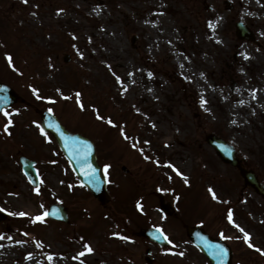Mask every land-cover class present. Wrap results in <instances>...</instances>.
<instances>
[{
	"label": "rangeland",
	"instance_id": "obj_1",
	"mask_svg": "<svg viewBox=\"0 0 264 264\" xmlns=\"http://www.w3.org/2000/svg\"><path fill=\"white\" fill-rule=\"evenodd\" d=\"M238 20L251 40L236 36ZM0 80L25 99L0 114V264H147V248L153 264H206L191 224L226 240L234 264H264V197L206 141L227 139L264 184V0H0ZM44 108L95 141L110 165L106 205L41 133ZM22 154L36 159L38 186ZM162 198L174 205L169 214ZM52 202L67 207L69 222H34ZM148 226L172 243L138 236ZM85 243L94 251L81 256Z\"/></svg>",
	"mask_w": 264,
	"mask_h": 264
},
{
	"label": "water",
	"instance_id": "obj_2",
	"mask_svg": "<svg viewBox=\"0 0 264 264\" xmlns=\"http://www.w3.org/2000/svg\"><path fill=\"white\" fill-rule=\"evenodd\" d=\"M239 35L243 36L245 28L239 23ZM18 98V95L7 84L0 81V112L7 106L11 105L13 101ZM42 125L44 129L52 133L58 141L61 149L70 160L74 167L75 172L79 175L83 184H85L102 203L109 201V194L107 192V180L103 173V169L97 161L96 149L94 143L79 133L69 131L55 116L49 111L41 112ZM53 125L49 127L48 125ZM208 142L212 144L219 152L223 160L239 166V161L235 156V149L232 145L227 143L222 138L216 135H209ZM87 154V155H85ZM23 169L30 177L33 183H37L38 176L34 168V162L26 157L21 158ZM89 165L91 168H89ZM91 169H95L92 173ZM242 170V174L246 178L247 183L252 184L260 193H263V188L256 176L251 171ZM85 171L89 175H85ZM62 206L58 204L51 205L49 212L51 217L57 219L67 220V216L62 211ZM165 211H169L170 207L163 206ZM160 229L148 228L141 231V234L158 241L162 245H167L168 242L160 236ZM189 235L192 237L193 242L209 257L212 264H230L232 252L230 248L221 240H216L210 237L200 227L189 228ZM220 248L226 251L221 256L219 255Z\"/></svg>",
	"mask_w": 264,
	"mask_h": 264
},
{
	"label": "snow or ice",
	"instance_id": "obj_3",
	"mask_svg": "<svg viewBox=\"0 0 264 264\" xmlns=\"http://www.w3.org/2000/svg\"><path fill=\"white\" fill-rule=\"evenodd\" d=\"M24 2L27 3V0H24ZM208 26H209L210 28H215V24H213L212 22H209V25H208ZM246 58H247V57H246ZM6 59L8 60V63H9L10 65H12V63H13V58H12V56H11L10 54H8V55L6 56ZM181 67H182V65H181ZM129 75H131V73H129ZM201 75H203V74H201ZM148 76L151 77V76H152V73L149 72V73H148ZM116 79H117V81H120V77L117 76ZM186 79H187V78H186ZM121 83H122V81H121ZM32 91H33V93H35V94L38 95V89L33 88ZM57 91H60V90L57 89ZM75 97H76V103L78 104V106H79L81 109H83V108H84V104H83V102L80 100L81 93H80V92H76V93H75ZM64 98H65V99H70L71 97H64ZM49 99H51V98H49ZM53 102H54V101H53ZM204 103H205V101H204L203 97H201V105H203ZM241 103H243V102L241 101ZM17 111H18V110H17ZM48 111H49V113H51V112L53 111V109L49 108ZM3 114H4V116H6V117H10V113L7 112V111H4ZM97 119H101V120H103V119H105V117H102V116L97 115ZM12 123H13V121L9 118L7 124L4 125V131H5V132H8L9 126H10ZM107 123H108V124H113V121H112L110 118H108V119H107ZM233 123H235V121H233ZM48 126H49V127H52L53 125L49 124ZM153 126H154V125H153ZM40 131H41V133H42L43 135L47 136V133L44 131V128H43V127H40ZM9 134H10V133H9ZM122 134H123V131H122ZM128 138H129V137H127V135H125V139H128ZM145 143H147V142H145ZM132 146H133V147H136L135 144H133ZM141 151H143V149H141ZM85 155H87V154H85ZM145 159H149V157L146 156ZM168 166L171 167V168H173L175 171H177V174H178V175L183 176V174L180 173L178 169H175V166H174V165L169 164ZM109 167H110V165H105V173H107V169H108ZM89 168H91L90 165H89ZM91 171H92V173H94V172H95V169H91ZM84 174L87 176V175H89V172L85 171ZM184 180H185V183H188V180H187L186 177H184ZM35 190H36L37 193H38V189H35ZM208 191L211 193L213 199H217L216 193L214 192L213 189L209 188ZM136 207H137L138 209H141V210H142V205H141L139 202H137ZM14 214H15V215H19V216H25V215H27V213H24V212H19V213H14ZM48 215H50V213H48V212L40 213V214L36 215V216L33 218V221H34V222L39 221V222H42V223H43V222L45 221V218H46ZM227 218H228V221H229L230 223H234V221H233V213H232L231 209L228 210V216H227ZM234 226H235V227H236L241 233H243L244 241L248 244V246H249V247H255V245H253V244L251 243V234H250L249 232L245 231V229L242 228L239 224H234ZM159 231H160V236L157 237V239H159V238L162 237V238H163L164 240H166L169 244H171L172 241L169 240L168 237H167L166 235L163 234V230L160 229ZM113 235H118V233H113ZM221 235L223 236V233H221ZM120 238H121V239H124V240H128V239H129V237H127V236H122V237H120ZM17 243H19V242H17ZM38 246H42V245H39V244H38ZM83 247H84V251H82L81 253H79V255H81V256L84 255L85 252H87V253H91L92 251H94V249H93L89 244H87V243H85ZM256 250H257V251H262V250L259 249V248H257ZM225 251H226L225 249L220 248V250H219V255L222 256V255L224 254ZM180 255H183V253H180ZM30 256H31V254H29V257H30ZM48 259L51 260L52 257L49 256Z\"/></svg>",
	"mask_w": 264,
	"mask_h": 264
},
{
	"label": "bare ground",
	"instance_id": "obj_4",
	"mask_svg": "<svg viewBox=\"0 0 264 264\" xmlns=\"http://www.w3.org/2000/svg\"><path fill=\"white\" fill-rule=\"evenodd\" d=\"M82 252V251H81ZM112 253H114L115 254V252L114 251H112Z\"/></svg>",
	"mask_w": 264,
	"mask_h": 264
}]
</instances>
